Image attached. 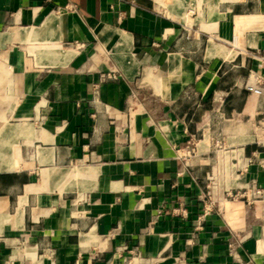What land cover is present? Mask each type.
Masks as SVG:
<instances>
[{"label": "crops", "instance_id": "0c3cea01", "mask_svg": "<svg viewBox=\"0 0 264 264\" xmlns=\"http://www.w3.org/2000/svg\"><path fill=\"white\" fill-rule=\"evenodd\" d=\"M0 264H264V0H0Z\"/></svg>", "mask_w": 264, "mask_h": 264}, {"label": "built area", "instance_id": "2783aa9c", "mask_svg": "<svg viewBox=\"0 0 264 264\" xmlns=\"http://www.w3.org/2000/svg\"><path fill=\"white\" fill-rule=\"evenodd\" d=\"M256 195L260 196L263 193V190L261 188H257L254 192Z\"/></svg>", "mask_w": 264, "mask_h": 264}]
</instances>
